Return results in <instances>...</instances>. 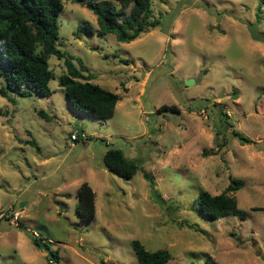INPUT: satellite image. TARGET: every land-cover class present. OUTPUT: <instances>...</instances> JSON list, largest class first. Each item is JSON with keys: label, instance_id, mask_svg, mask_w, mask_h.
Here are the masks:
<instances>
[{"label": "rangeland", "instance_id": "rangeland-1", "mask_svg": "<svg viewBox=\"0 0 264 264\" xmlns=\"http://www.w3.org/2000/svg\"><path fill=\"white\" fill-rule=\"evenodd\" d=\"M150 12L156 25L120 42L78 35L83 22L98 27L96 16L63 0L58 47L118 93L110 119L69 104L56 55L49 96L0 93V209L21 210L18 225L0 220V264H141L133 239L168 250L166 264H264V0H151ZM78 130L86 137L72 140ZM108 147L136 164L132 178L104 167ZM232 179L242 183L234 196L245 218L197 212L200 190L219 194ZM84 181L95 192L90 220L75 211ZM33 235L50 242L57 261Z\"/></svg>", "mask_w": 264, "mask_h": 264}, {"label": "trees", "instance_id": "trees-1", "mask_svg": "<svg viewBox=\"0 0 264 264\" xmlns=\"http://www.w3.org/2000/svg\"><path fill=\"white\" fill-rule=\"evenodd\" d=\"M91 10L97 20V28L83 22L77 34L87 32L104 36L113 33L120 42H130L140 33L153 27L159 21L152 18L151 0H73ZM63 10V0H0V76L5 80L6 91L26 96L32 93L49 96L53 91L49 81L55 77L49 66V57L56 55L63 59L66 71L58 76L59 86L64 88L69 104L78 110L99 119H110L120 100L118 93L110 91L91 81V74H84L86 67H77L74 58L58 47V17ZM127 62V60H125ZM176 111V105H161L159 112ZM38 113L45 115L43 110ZM222 114H225L222 111ZM81 131V130H79ZM234 134L244 142H252L242 133ZM77 140V139H76ZM36 144L35 141H30ZM218 150L204 149L202 156L217 154ZM104 167L119 177L130 179L137 170L135 163L129 161L119 148L108 147L103 154ZM153 186L151 174L143 175ZM241 182L232 179L219 194L200 190L194 199L197 212L210 220L227 216L245 218L246 212L239 209L234 192ZM76 214L82 220L95 216V192L88 182H82L76 192ZM32 243L47 254L48 261H57L58 252L52 250L50 242L33 235ZM131 247L141 264H166L171 254L166 249L147 250L138 239L131 240ZM210 259V257H208ZM212 262L208 261V264Z\"/></svg>", "mask_w": 264, "mask_h": 264}, {"label": "built area", "instance_id": "built-area-1", "mask_svg": "<svg viewBox=\"0 0 264 264\" xmlns=\"http://www.w3.org/2000/svg\"><path fill=\"white\" fill-rule=\"evenodd\" d=\"M85 137H86V134L82 130L75 131L70 136L72 140L85 138ZM20 214H21V210L15 209L14 207H9L8 209H0V220L7 219L10 223L18 225L17 221H18ZM49 261L53 262L54 260L50 259Z\"/></svg>", "mask_w": 264, "mask_h": 264}, {"label": "water", "instance_id": "water-1", "mask_svg": "<svg viewBox=\"0 0 264 264\" xmlns=\"http://www.w3.org/2000/svg\"><path fill=\"white\" fill-rule=\"evenodd\" d=\"M200 75H199V77L197 78V80H199L200 79ZM196 79H189V80H187V84H191V83H194L195 81H197Z\"/></svg>", "mask_w": 264, "mask_h": 264}]
</instances>
